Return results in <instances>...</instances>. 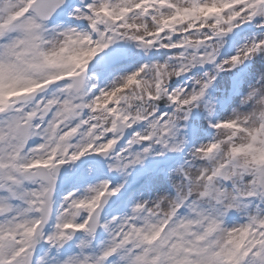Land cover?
<instances>
[{"label":"snow or ice","instance_id":"6c2138e0","mask_svg":"<svg viewBox=\"0 0 264 264\" xmlns=\"http://www.w3.org/2000/svg\"><path fill=\"white\" fill-rule=\"evenodd\" d=\"M62 8L87 30L50 27ZM258 16L260 39L218 60L224 38ZM118 41L167 58L113 75L138 55ZM257 52L264 0H0V264H42L38 243L59 249L76 232L87 240L57 264H264V71L246 93L237 77L222 84L224 118L210 119L207 91ZM173 78L181 85L170 87ZM194 109L207 114L211 138L180 167L153 170L138 189L149 198L101 222L100 209L124 187L102 180L55 205L62 166L99 156L127 176L149 156L180 151ZM156 181L164 186L152 195ZM234 213L242 222L225 225ZM98 229L107 237L93 246Z\"/></svg>","mask_w":264,"mask_h":264},{"label":"rangeland","instance_id":"374dc122","mask_svg":"<svg viewBox=\"0 0 264 264\" xmlns=\"http://www.w3.org/2000/svg\"><path fill=\"white\" fill-rule=\"evenodd\" d=\"M72 19V18H70ZM260 19V18H259ZM258 21L254 23L255 26H257ZM68 27H70V25H67ZM259 31L255 34L256 37H258V39H260L261 37V29H258ZM227 37V36H226ZM248 36H246L247 38ZM235 43L234 48L232 49L231 54L234 55L236 53V51L242 47L245 43H249L251 42V39H245V40H241L238 41L236 40V37H234L233 41ZM227 42L224 41L223 45H226ZM227 54L225 56L224 59H227ZM256 63L253 65V71L252 74L248 77L249 83H254L256 81V79L260 76L261 72L264 71V53H260L258 54V56H256ZM220 79V76L217 75L216 76V80L213 82V85L211 86V90H207L208 91V96L211 99V102L214 105V110L213 112H218L219 114V118H224L228 115L231 114V108H225L224 110H219L217 109L216 105H217V101L219 100V93L222 90V85L219 86V88L215 87L214 84L215 82H217ZM227 81V78L223 76V80H222V84ZM244 93L247 92L248 90V83L244 86V88L241 89ZM240 99L241 97H233V103H232V107H237L240 103ZM211 120H216L213 117H210ZM207 124H208V120H202L199 121L197 119V113L196 111L191 115V117H189V121L186 122L184 128L181 129L182 135L183 137H186L189 141V148H188V156H186L185 160H189L190 157V151L192 150V148L199 146L202 143L207 142L210 137H206V134H209L208 130H207ZM212 135V133H211ZM185 160L182 161V164L185 162ZM196 164H203L204 161H195ZM171 175L173 176V173H171ZM234 222H231L233 221ZM243 220V217L241 214L239 213H234V214H229L224 218V223L226 225H230L232 224H238L241 223ZM78 251V250H77ZM76 251H70V254H74ZM69 254V255H70ZM63 257V255L59 256L57 254H54L53 257H49V251L45 250L44 253L42 254V256L40 257L42 259V264H57V261L61 260Z\"/></svg>","mask_w":264,"mask_h":264}]
</instances>
